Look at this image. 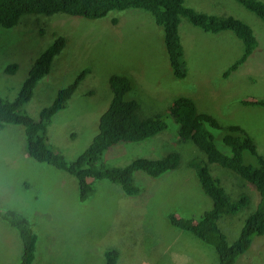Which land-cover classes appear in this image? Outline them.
<instances>
[{"label": "rangeland", "instance_id": "obj_1", "mask_svg": "<svg viewBox=\"0 0 264 264\" xmlns=\"http://www.w3.org/2000/svg\"><path fill=\"white\" fill-rule=\"evenodd\" d=\"M185 3L198 11L234 15L253 28L258 45L228 78L223 73L243 54L242 39L231 30L204 31L187 18L180 25L186 60L182 78L171 66L164 29L143 8L112 10L100 18L26 13L12 27L0 25V94L6 100L16 98L39 55L57 36L65 37L66 45L55 56L50 72L21 109L34 118L53 102L59 89L90 68L67 107L52 117L48 127L50 144L68 159H76L99 132L100 117L113 97L109 78L114 73L133 79L127 97L140 101L141 114H160L169 128L143 141L115 144L99 162L124 166L137 157L160 158L173 151L181 155L176 169L159 177L135 171L136 195L128 196L119 184L99 179L94 180L88 200L80 201L76 177L29 156L23 125L5 124L0 130V210H14L31 221L38 234L33 264H104L105 251L113 247L120 251L117 264L218 263L214 245L170 222V211L177 209L180 217H201L213 200L190 163L205 155L193 142L170 137L178 127L169 107L176 97H192L199 112L212 113L222 125L242 124L264 155V106L242 103L244 98L264 97V21L237 0ZM11 63L16 67L7 72ZM213 133L221 147L222 132ZM208 166L233 199L240 192H253L233 171L216 163ZM253 202L240 213L220 219L230 242L256 209L258 201ZM22 244L19 232L0 213V264L19 262ZM237 264H264V235L254 240Z\"/></svg>", "mask_w": 264, "mask_h": 264}, {"label": "trees", "instance_id": "obj_2", "mask_svg": "<svg viewBox=\"0 0 264 264\" xmlns=\"http://www.w3.org/2000/svg\"><path fill=\"white\" fill-rule=\"evenodd\" d=\"M237 1L264 21V0ZM127 8H143L149 11L156 24L164 29L170 63L174 74L179 78L186 74V60L180 36V25L184 18L204 31L217 33L231 30L242 39L243 54L224 71L225 78L229 77L258 45L253 28L244 20L234 15L198 11L186 5L185 0H0V25L12 27L26 13L52 15L64 12L75 16L100 18L112 10ZM65 45V37L57 36L39 55L15 99L6 100L0 94V130L5 124H22L29 156L75 176L80 201H86L92 195L94 180H109L119 184L127 195H136L139 188L134 182L135 171L141 170L152 177H159L176 169L181 159L180 153L176 151L160 158L137 157L124 166H107L99 162L103 153L117 143L143 141L169 128L168 122L160 114L142 115L140 101L135 97H127L134 84L127 74L116 73L110 76L109 84L113 97L108 109L100 117L99 132L87 149L76 159L70 160L52 147L48 137L52 117L67 107L69 99L80 81L90 72V68H84L73 83L59 89L53 102L43 107L37 118L22 112L21 109L32 98L40 79L50 72L55 56ZM15 67L16 64L11 63L6 71L12 72ZM242 103L264 106V97L244 98ZM169 113L178 127L176 133L170 137L176 136L179 142H194L205 155V158L203 156L199 159L206 164L197 162V157L192 158L190 163L197 171L204 192L213 200L212 208L205 211L201 217H180L173 211L169 213L170 222L174 227L191 231L201 240L214 245L218 255L217 264H237L239 258L254 245V240L264 235V155L259 152L254 137L242 124L222 125L212 113L199 112L192 97H176L169 107ZM213 130L222 132L221 147L214 140ZM208 163H216L233 171L243 180L234 177L253 192H240L236 199H233L232 192H227L217 172L218 176L212 174ZM235 181L228 179L229 183ZM251 201H255L253 204L258 201L256 209L246 217L238 236L230 242L227 233L220 227V219L240 213ZM0 213L16 228L22 239L23 253L16 264H33L36 259L38 234L32 228L31 221L14 210H0ZM119 255L118 248H108L105 251L104 264H117Z\"/></svg>", "mask_w": 264, "mask_h": 264}, {"label": "clouds", "instance_id": "obj_3", "mask_svg": "<svg viewBox=\"0 0 264 264\" xmlns=\"http://www.w3.org/2000/svg\"><path fill=\"white\" fill-rule=\"evenodd\" d=\"M114 74H116V73H114ZM226 78H228V77H226ZM73 94H74V93H73ZM27 114H28V113H27ZM190 142H192V141H190ZM193 143H194V142H193ZM117 144H118V143H117ZM194 144H195V143H194ZM195 145H196V144H195ZM202 157H203V156H202ZM202 157H201V158H202ZM199 158H200V157H199ZM125 194H126V193H125ZM128 196H133V195H128ZM175 210H177V209H174V210H172V211H170V212H173V211H174V212H177V211H178V210H177V211H175ZM170 212H169V213H170ZM179 216H180V215H179ZM194 217H196V216H194ZM182 230H183V229H182ZM119 252H120V251H119ZM119 257H120V255H119ZM118 260H119V259H118ZM117 263H118V262H117Z\"/></svg>", "mask_w": 264, "mask_h": 264}, {"label": "bare ground", "instance_id": "obj_4", "mask_svg": "<svg viewBox=\"0 0 264 264\" xmlns=\"http://www.w3.org/2000/svg\"><path fill=\"white\" fill-rule=\"evenodd\" d=\"M245 54V53H244Z\"/></svg>", "mask_w": 264, "mask_h": 264}]
</instances>
